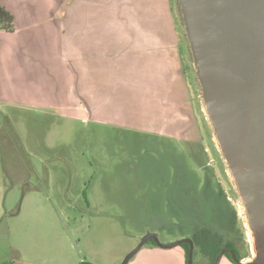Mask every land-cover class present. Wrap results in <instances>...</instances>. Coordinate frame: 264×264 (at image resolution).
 Returning <instances> with one entry per match:
<instances>
[{"label":"rangeland","instance_id":"374dc122","mask_svg":"<svg viewBox=\"0 0 264 264\" xmlns=\"http://www.w3.org/2000/svg\"><path fill=\"white\" fill-rule=\"evenodd\" d=\"M189 77L203 148L53 110L0 107V264H123L148 233L172 243L204 225L227 231L225 194L243 233L242 260L253 261L249 210L205 110L198 68ZM128 264H186V250L148 241ZM194 264L209 263L196 252Z\"/></svg>","mask_w":264,"mask_h":264},{"label":"crops","instance_id":"0c3cea01","mask_svg":"<svg viewBox=\"0 0 264 264\" xmlns=\"http://www.w3.org/2000/svg\"><path fill=\"white\" fill-rule=\"evenodd\" d=\"M0 5L14 16V30L0 31V107L53 110L203 148L189 77L197 68L180 0ZM3 191L0 177V215ZM219 264L234 263L223 256Z\"/></svg>","mask_w":264,"mask_h":264},{"label":"water","instance_id":"95a60500","mask_svg":"<svg viewBox=\"0 0 264 264\" xmlns=\"http://www.w3.org/2000/svg\"><path fill=\"white\" fill-rule=\"evenodd\" d=\"M195 64L205 88V109L216 128L223 156L243 195L259 242L253 261L225 252L235 264H264V0H181ZM162 248L194 243H162L156 233L143 236L123 264L149 240Z\"/></svg>","mask_w":264,"mask_h":264},{"label":"flooded vegetation","instance_id":"af4514ba","mask_svg":"<svg viewBox=\"0 0 264 264\" xmlns=\"http://www.w3.org/2000/svg\"><path fill=\"white\" fill-rule=\"evenodd\" d=\"M218 186H219L220 190L223 192V188L221 187L222 186L221 183H218ZM225 197H226V200L228 201V204L232 208V214H231L230 218H229V215H228L229 221H228V223H225V226H226L225 228L227 229V231H223V232L214 231L210 226L204 225V226L200 227L199 229H195L192 234H189L187 236L183 234V235H180V236L177 237V240L189 238V239H191L193 241V243H194L193 254H195L194 253V251L196 250V243L195 242H196L197 239L203 238L205 240L210 241L212 238L218 237V238L223 239V241H224V244L221 246L220 253L223 250H225V249H229V250H233L235 252V254L237 255V257H238V255H242V251H243V248H244L243 233L236 226V213H235V209L233 207V204L230 201V197H228L226 194H225ZM177 222H179V221H177ZM150 240H153V239H149L148 241H150ZM211 241H213V240H211ZM183 243H187L189 245V251H190V244L188 242H183ZM183 243H181L180 245L182 246ZM155 244L157 245L156 242H155ZM197 252L202 254V257L204 259H206L207 263L210 264L209 257L205 256L200 251H197ZM223 256L227 257L228 259L231 258L230 261L232 263H234L233 260H232L231 254L229 252H225L222 255V257ZM228 256H230V258ZM244 258H245V256L242 259H244Z\"/></svg>","mask_w":264,"mask_h":264},{"label":"trees","instance_id":"16d2710c","mask_svg":"<svg viewBox=\"0 0 264 264\" xmlns=\"http://www.w3.org/2000/svg\"><path fill=\"white\" fill-rule=\"evenodd\" d=\"M8 31L12 32L14 30V16L10 11H8L5 7L0 5V31ZM199 237V236H198ZM213 240V241H211ZM210 241L205 240L203 238L196 240V250L202 252L205 256L209 257L210 264H215L218 254L220 253L221 246L224 244L223 239L214 237ZM152 241L154 244L155 242ZM182 246L186 250V264H188L189 260V245L187 243H183ZM230 258V256H228ZM239 259H242V255H238ZM231 259V258H230Z\"/></svg>","mask_w":264,"mask_h":264},{"label":"bare ground","instance_id":"6f19581e","mask_svg":"<svg viewBox=\"0 0 264 264\" xmlns=\"http://www.w3.org/2000/svg\"><path fill=\"white\" fill-rule=\"evenodd\" d=\"M205 110H206L207 113H208L207 108H206ZM217 142H218L219 146L221 147V145H220V141H219L218 137H217ZM234 181H235V183L237 184L236 179H235ZM250 225H251V223H250ZM251 228H252V226H251ZM249 236H250V243H251V245H252V252H253V254L256 253V257H257V252H258V250H259V242H258V239H257L256 234H255V232L253 231V229H252V232H249ZM248 262H250V260H249Z\"/></svg>","mask_w":264,"mask_h":264}]
</instances>
